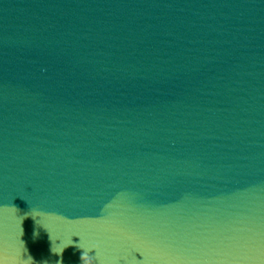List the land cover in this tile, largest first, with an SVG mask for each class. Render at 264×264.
<instances>
[{"label":"water","instance_id":"1","mask_svg":"<svg viewBox=\"0 0 264 264\" xmlns=\"http://www.w3.org/2000/svg\"><path fill=\"white\" fill-rule=\"evenodd\" d=\"M49 234L264 264V0H0V264Z\"/></svg>","mask_w":264,"mask_h":264},{"label":"clouds","instance_id":"2","mask_svg":"<svg viewBox=\"0 0 264 264\" xmlns=\"http://www.w3.org/2000/svg\"><path fill=\"white\" fill-rule=\"evenodd\" d=\"M22 235H23V229H21V236ZM36 236H38V232L34 231L33 232V238H35ZM73 236L79 237V235H73ZM49 240L51 242L50 252L52 254L57 255L58 257H62V253H63L64 249L68 246H75L76 248L82 250L81 256H80V260H81L82 264H93V258L89 256V252L92 251L93 249L96 251V256L99 255L98 250L95 248V246L84 248L83 245L80 244V237H79L78 242H74L71 238V241H72L71 244H63V243L57 242V241L53 242L51 234H49ZM21 245L23 246V241H21ZM26 253H28V250H27V248H24L23 252L20 253L12 261V264H36V262L34 261L32 256L30 254L25 255ZM45 264H47V262H45ZM56 264H62V259H58L56 261Z\"/></svg>","mask_w":264,"mask_h":264}]
</instances>
